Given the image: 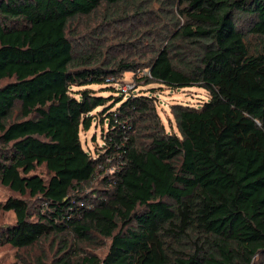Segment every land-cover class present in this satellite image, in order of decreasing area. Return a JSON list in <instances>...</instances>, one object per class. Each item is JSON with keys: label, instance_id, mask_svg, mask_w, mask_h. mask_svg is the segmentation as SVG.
Returning a JSON list of instances; mask_svg holds the SVG:
<instances>
[{"label": "trees", "instance_id": "1", "mask_svg": "<svg viewBox=\"0 0 264 264\" xmlns=\"http://www.w3.org/2000/svg\"><path fill=\"white\" fill-rule=\"evenodd\" d=\"M175 2L171 33L143 62L95 59L100 49H77L69 31L101 11L104 23L140 20L154 0H0V180L20 195L0 203L16 214L0 248L50 238L54 264H264V0ZM144 69L137 85L210 99L173 104L168 131L156 95L114 85ZM99 114L119 167L89 205L76 192L105 157L80 133ZM100 238L111 240L103 257L78 252Z\"/></svg>", "mask_w": 264, "mask_h": 264}, {"label": "rangeland", "instance_id": "2", "mask_svg": "<svg viewBox=\"0 0 264 264\" xmlns=\"http://www.w3.org/2000/svg\"><path fill=\"white\" fill-rule=\"evenodd\" d=\"M154 2L156 10L144 14L140 20L131 18L130 20H115L104 23L102 11L97 16H91L89 19L81 18L79 22L71 24L70 37L73 39L77 49L79 47L89 51H98L100 49L101 53L95 52V59H102V57L106 59L129 57L130 59L137 58L145 62L148 57H151L154 50L162 45V41L166 38L164 31L167 30L168 34L171 33V22L176 19L175 17L172 20L170 19V17H173L175 0H154ZM129 10L132 11L130 6ZM182 22L183 19L181 20ZM92 44L99 46V48L97 49ZM146 71L147 69L141 72L125 71L118 76L114 85L120 89L126 83H134L135 87L131 91L137 92L143 89L149 95H156L158 98L157 109L168 131L178 132L175 116L172 112L173 104L184 103L199 107L210 99L209 92L197 86L170 89L157 83L137 85L135 76H141ZM106 85L103 84V87H105L103 90L102 84H94L92 87L99 93L110 95L112 90H107L110 86ZM109 102L111 103V101ZM98 110H102V108L99 107ZM102 119L99 114L95 118L92 127L89 130H81L80 133L82 143L88 151L97 157H100L101 154H104L105 157L104 166L99 167L96 178L86 184L81 193L80 191L76 192L87 196L88 200L86 198L82 201L89 205L109 189L106 178L111 179L119 167V160L110 157L109 153H107L105 146L108 145L106 137L109 132V124L107 120L103 121ZM37 172L48 176L44 167H39ZM19 196L9 187L3 185L0 180V203L5 202L9 197ZM29 200L34 202L32 199ZM35 205L39 207L38 202H34L32 206ZM15 219L16 214L14 211L0 209V226L14 223ZM110 243V239L100 238L99 242L83 243L77 248L81 254L85 252L95 253L103 257L107 253ZM60 248L61 242H55L50 238L28 249H18L6 245L0 248V264H39L41 261H44V264H54ZM72 250L70 249V251Z\"/></svg>", "mask_w": 264, "mask_h": 264}, {"label": "built area", "instance_id": "3", "mask_svg": "<svg viewBox=\"0 0 264 264\" xmlns=\"http://www.w3.org/2000/svg\"><path fill=\"white\" fill-rule=\"evenodd\" d=\"M142 70H138L137 72H141ZM143 73V72H142ZM149 75L148 70L143 73V75ZM142 76V75H141ZM135 87L134 83H126L123 87H121L120 89H122L124 92H131V89H133Z\"/></svg>", "mask_w": 264, "mask_h": 264}]
</instances>
